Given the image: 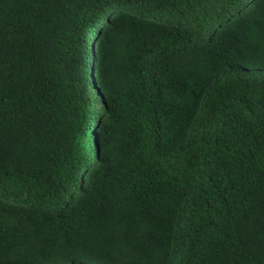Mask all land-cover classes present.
<instances>
[{
  "label": "trees",
  "instance_id": "1",
  "mask_svg": "<svg viewBox=\"0 0 264 264\" xmlns=\"http://www.w3.org/2000/svg\"><path fill=\"white\" fill-rule=\"evenodd\" d=\"M0 264H264V0H0Z\"/></svg>",
  "mask_w": 264,
  "mask_h": 264
}]
</instances>
